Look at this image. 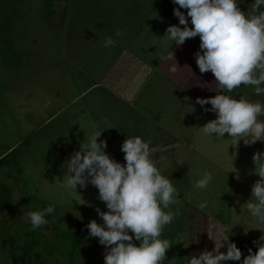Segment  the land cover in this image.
Listing matches in <instances>:
<instances>
[{
    "label": "rangeland",
    "instance_id": "1",
    "mask_svg": "<svg viewBox=\"0 0 264 264\" xmlns=\"http://www.w3.org/2000/svg\"><path fill=\"white\" fill-rule=\"evenodd\" d=\"M157 10L218 30L215 46L238 65L181 144L149 164L118 161L120 116L141 113L101 89L80 96L92 79L75 67L89 49L75 39L138 35ZM16 15V44L0 50V155L12 148L0 179L15 187L0 264L4 229L26 231L43 205V243H55L37 249L43 264H110L143 241L151 264H264V0H21ZM79 220L90 230L71 263L62 234Z\"/></svg>",
    "mask_w": 264,
    "mask_h": 264
},
{
    "label": "crops",
    "instance_id": "2",
    "mask_svg": "<svg viewBox=\"0 0 264 264\" xmlns=\"http://www.w3.org/2000/svg\"><path fill=\"white\" fill-rule=\"evenodd\" d=\"M155 16L147 17L138 35L96 33L92 38L94 33L89 32L92 36L81 33L75 39V44L82 41L89 46L76 58L75 67L82 68L87 63L85 72L92 79L80 96L101 89L141 113V118L120 116L121 128L112 142L119 145L113 148L118 161L147 159L149 164L163 149L181 144L177 134L192 133L199 114L238 65L232 59V63L227 61L228 56L215 46L218 30L215 35L209 34V28L202 23L182 25L160 10ZM78 22L83 26L80 18ZM89 26L96 28L91 23ZM204 33L211 36L207 38ZM251 55L249 52L248 57ZM125 144L128 146L123 148ZM115 165L121 179L124 173L118 167L120 162Z\"/></svg>",
    "mask_w": 264,
    "mask_h": 264
},
{
    "label": "trees",
    "instance_id": "3",
    "mask_svg": "<svg viewBox=\"0 0 264 264\" xmlns=\"http://www.w3.org/2000/svg\"><path fill=\"white\" fill-rule=\"evenodd\" d=\"M21 0H0V50L12 51V45L16 44L14 34L15 17L18 14V7ZM10 149L5 150L0 155V170L7 161ZM20 169V168H18ZM25 200V195H22ZM15 201V187L7 181L0 179V213H5L10 210ZM35 212H32V218L29 223L31 225L26 231L16 232L5 228L2 235V245L8 251V264H43L40 259V253L37 249L43 246V250L51 255L53 253L55 243H46L43 228H49L52 217V211L49 206L43 205L34 207ZM90 230L88 220H79L76 222L75 228H67L62 234L65 243L69 244V258L71 263L75 260L76 253L80 245L83 246L87 239V232ZM101 234V231L99 232ZM98 234V236H100ZM62 240V242H63ZM44 241V243H43ZM147 242L143 241L140 245L132 248L128 253L116 252L110 264H120L123 259L127 260V264H151L152 251L146 248Z\"/></svg>",
    "mask_w": 264,
    "mask_h": 264
}]
</instances>
